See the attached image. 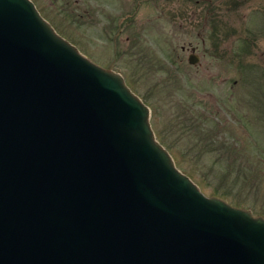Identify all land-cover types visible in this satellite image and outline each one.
<instances>
[{
	"label": "water",
	"instance_id": "obj_1",
	"mask_svg": "<svg viewBox=\"0 0 264 264\" xmlns=\"http://www.w3.org/2000/svg\"><path fill=\"white\" fill-rule=\"evenodd\" d=\"M150 116L33 0H0V264H264V215L206 194Z\"/></svg>",
	"mask_w": 264,
	"mask_h": 264
},
{
	"label": "rangeland",
	"instance_id": "obj_2",
	"mask_svg": "<svg viewBox=\"0 0 264 264\" xmlns=\"http://www.w3.org/2000/svg\"><path fill=\"white\" fill-rule=\"evenodd\" d=\"M33 1L81 52L123 74L206 194L264 215V0Z\"/></svg>",
	"mask_w": 264,
	"mask_h": 264
},
{
	"label": "flooded vegetation",
	"instance_id": "obj_3",
	"mask_svg": "<svg viewBox=\"0 0 264 264\" xmlns=\"http://www.w3.org/2000/svg\"><path fill=\"white\" fill-rule=\"evenodd\" d=\"M192 47H194V46H192ZM194 49H195V47H194Z\"/></svg>",
	"mask_w": 264,
	"mask_h": 264
}]
</instances>
